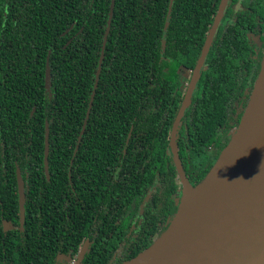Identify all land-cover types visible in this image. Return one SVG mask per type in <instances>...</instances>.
<instances>
[{
  "label": "trees",
  "instance_id": "16d2710c",
  "mask_svg": "<svg viewBox=\"0 0 264 264\" xmlns=\"http://www.w3.org/2000/svg\"><path fill=\"white\" fill-rule=\"evenodd\" d=\"M54 1L42 0L40 15L6 36L10 49L0 57V211L16 226L8 232L0 227V264L4 259L11 264H53L57 253L76 252L98 221L111 220V227L125 219L124 207L140 202L156 171L169 173L176 190L172 163L152 159L169 157V126L181 102L175 70L184 63L183 51L193 66L194 44H201L211 21L204 0H173L168 18L169 0H113L100 61L111 0H59L58 17L52 19L46 7L52 11ZM169 52L173 61L164 71ZM211 78L217 84L214 67L204 72L202 86ZM205 87L194 100L195 111L186 112L192 118L188 136L195 138L190 148L194 153L221 142L219 129L227 122L224 99ZM162 123L159 140L153 133L160 132ZM226 143L222 141L213 161L202 168L196 184ZM18 171L25 193L22 225ZM147 229L146 240L127 260L165 228L160 232L154 223ZM124 235L122 231L115 241ZM109 236L97 234L92 247ZM97 257L92 249L83 263L107 262Z\"/></svg>",
  "mask_w": 264,
  "mask_h": 264
},
{
  "label": "flooded vegetation",
  "instance_id": "af4514ba",
  "mask_svg": "<svg viewBox=\"0 0 264 264\" xmlns=\"http://www.w3.org/2000/svg\"><path fill=\"white\" fill-rule=\"evenodd\" d=\"M74 1L70 0V2ZM82 2L85 3L86 0H82ZM204 2L206 10L210 12L211 21L201 44L200 42L194 44L197 54L193 66L189 67L192 61L191 56L183 51L184 63L178 65L175 70L178 81L176 90L179 91L181 102L169 126L167 137L169 157L152 159L157 162L172 163L175 169L173 181L175 186H177L176 190L174 191V187L171 185V175L169 173L167 175L156 171L153 181L148 183L140 202H133L129 206L124 207V220H115L111 227H109L111 220L103 219L98 221V227L94 232H90L91 237L87 236L84 238L76 252L70 250L67 253H57L53 264H84V257L92 249L97 251L98 259L107 260L105 264H120L130 258L132 253L136 252L140 247L141 241L146 240V235L151 231L147 229L148 226L151 228L156 223L157 230L161 229L160 232L167 227L177 210L182 194L180 179L170 150L171 130L186 97L203 45L212 29L208 52L200 67V75L193 86L190 103L179 120L175 137L183 170L192 185L196 184L202 168L208 167L213 161L222 141H229L246 108L264 55V0H204ZM40 3H42V0H0V50L4 48V51L0 53V57L10 49V45H5L6 42H10V39L6 38V36L10 32L15 31L17 27L21 28L29 23L28 18H36ZM58 10L59 0H55L52 4V11L49 10V7H46V16L50 15L52 19H57ZM56 30L55 28L54 31ZM179 39L181 43L182 40L181 38ZM171 42L174 41L169 38L168 45L172 49L173 45ZM164 59L169 64L164 68V71H167L173 61L172 52L164 56ZM210 67L216 69L218 81L216 84L214 79L211 78L210 84L205 86L213 92L217 91L219 96L224 99L227 122L219 129L221 142H213L206 149L194 153L191 152L190 148H193L195 138L188 136V123L192 118L186 112L195 111V109H192V105H194V100L197 97L202 96L201 89L204 91L206 88L204 85L202 86L201 82L204 72ZM1 71L0 66V73ZM171 76L172 73L168 75L169 80ZM1 77L2 75L0 74V81L3 80ZM156 79L160 78L153 77V80ZM153 121L157 122L158 120L153 119ZM154 126L155 124H153ZM159 127L160 132H154L153 134L160 140L165 128L163 123ZM197 142L201 145L200 139ZM122 225H124V230L122 231L125 232V235L121 241H115L122 235ZM0 227L4 232L16 228L10 219L4 217V213L1 211ZM106 232H109L110 236L105 237V239L99 238V242L92 247L97 234L106 236ZM160 232H155V234ZM0 237H2L1 234ZM0 257L2 256L0 255ZM3 264L11 263L6 262L4 259Z\"/></svg>",
  "mask_w": 264,
  "mask_h": 264
},
{
  "label": "water",
  "instance_id": "95a60500",
  "mask_svg": "<svg viewBox=\"0 0 264 264\" xmlns=\"http://www.w3.org/2000/svg\"><path fill=\"white\" fill-rule=\"evenodd\" d=\"M173 0H169L167 18ZM113 15L111 0L103 49ZM168 22L165 23L166 29ZM207 36L194 68L186 97L171 130L170 150L182 189L181 200L167 227L133 258L120 264H264V55L246 108L226 146L196 185L183 170L175 137L179 120L190 103L191 92L208 52ZM100 65L96 72L98 80ZM45 87L49 90L46 66ZM94 91L89 108L92 105ZM89 109L87 110L88 117ZM85 128V124L82 129ZM48 128L45 131L47 167ZM19 223L24 222L25 193L17 172ZM85 248V247H84Z\"/></svg>",
  "mask_w": 264,
  "mask_h": 264
}]
</instances>
